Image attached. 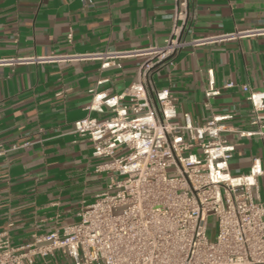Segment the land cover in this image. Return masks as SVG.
Listing matches in <instances>:
<instances>
[{"label":"crops","instance_id":"obj_1","mask_svg":"<svg viewBox=\"0 0 264 264\" xmlns=\"http://www.w3.org/2000/svg\"><path fill=\"white\" fill-rule=\"evenodd\" d=\"M173 15V0H0V60H29L0 64V145L7 151L0 156V232L14 247L77 222L79 209L105 190L109 177L96 172L93 145L73 133L74 123L107 117L87 110L90 90L117 95L138 82L148 59L138 52L164 44ZM189 15L186 41H210L188 46L154 73L151 89L170 91L180 121L190 115L204 125L232 115L229 127L248 130L251 106L242 86L264 90V35L243 34L264 31V0H189ZM208 70L222 89L209 107ZM228 137L233 176L247 175L255 158L264 170L261 140ZM258 188L264 201L263 178ZM35 262L72 264L59 253Z\"/></svg>","mask_w":264,"mask_h":264},{"label":"built area","instance_id":"obj_2","mask_svg":"<svg viewBox=\"0 0 264 264\" xmlns=\"http://www.w3.org/2000/svg\"><path fill=\"white\" fill-rule=\"evenodd\" d=\"M173 2V27L164 44L138 52L148 57L138 82L117 95L90 90L87 110L107 117L74 123L73 133L92 143L93 158L100 161L96 172L108 175L107 187L79 209L77 222L36 237L32 245L14 247L8 233L0 232V264H35L36 257L57 253L72 264H264V201L258 188L264 170L255 158L247 175L233 176L235 146L228 137L257 138L264 144V90L242 86L251 106L248 130L229 127L232 115L213 116L204 125L194 124L190 115L180 121L170 91L151 89L153 75L173 65L188 46L210 40L186 41L189 0ZM255 34L264 31L243 35ZM207 76L209 107L222 89L213 70ZM233 87L230 83L223 89ZM6 153L0 145V156ZM211 219L216 223L214 241L208 231Z\"/></svg>","mask_w":264,"mask_h":264},{"label":"rangeland","instance_id":"obj_3","mask_svg":"<svg viewBox=\"0 0 264 264\" xmlns=\"http://www.w3.org/2000/svg\"><path fill=\"white\" fill-rule=\"evenodd\" d=\"M173 170H168V174H172ZM208 231L211 233V240L214 241L216 237V223L214 219H211L210 224L208 225Z\"/></svg>","mask_w":264,"mask_h":264}]
</instances>
